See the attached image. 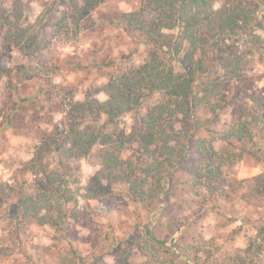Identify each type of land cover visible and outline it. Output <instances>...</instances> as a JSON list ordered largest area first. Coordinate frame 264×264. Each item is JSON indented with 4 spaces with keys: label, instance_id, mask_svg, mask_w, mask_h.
<instances>
[{
    "label": "rangeland",
    "instance_id": "obj_1",
    "mask_svg": "<svg viewBox=\"0 0 264 264\" xmlns=\"http://www.w3.org/2000/svg\"><path fill=\"white\" fill-rule=\"evenodd\" d=\"M243 2L251 26L194 87L200 93L199 84L208 82L211 108H224L216 116L195 111L184 123L167 118L191 139L182 137L161 167L159 195L147 192L137 201L127 185L95 184L102 145L74 158L64 140L71 106L104 101L108 80L147 57L149 46L136 31L123 30L122 15L134 12L148 23L156 14L143 0H104L81 17L67 0H0V264H264V3L254 9L256 0ZM171 33L177 42V30ZM170 57L180 72V56ZM161 99L144 96L114 124L103 115L97 121L113 139H128L119 154L135 171L151 162L135 142L139 120ZM237 121L246 125L242 139H223ZM202 140L214 145L212 158L196 154ZM205 166L219 167V177H199ZM50 172L54 187L73 198L62 212L79 209L88 221L58 213L61 192L39 195L36 180ZM23 196L52 224L25 216L18 206Z\"/></svg>",
    "mask_w": 264,
    "mask_h": 264
},
{
    "label": "trees",
    "instance_id": "obj_2",
    "mask_svg": "<svg viewBox=\"0 0 264 264\" xmlns=\"http://www.w3.org/2000/svg\"><path fill=\"white\" fill-rule=\"evenodd\" d=\"M83 7L77 6L79 0H67L74 5L77 17L82 12L87 13L89 7L102 3L104 0H80ZM145 7L156 14L150 22L142 21L137 13H125L121 18L123 30L130 34L136 31L149 46L147 57L143 63L130 73L120 75L116 79H109L104 87L106 99L86 100L75 102L68 111L70 119L69 130L66 133L65 142H70L68 155L74 158L85 157L95 144L102 145L105 149L102 153L101 170L96 178V185L105 181L106 185L124 184L134 195V200L141 201L145 193H154L152 198L159 195L161 180L165 170H161L164 162L170 164L176 153V148L181 144L182 137L191 139L190 135H180L175 131L174 124L167 120L178 116L182 122L193 117L195 111L199 114L216 116L223 105H215L211 108L210 97L214 90L208 82H201L200 93H194L195 82L209 72L220 56L230 47L229 42H237L240 35L247 31L252 24L248 3L243 0H224L217 8L216 0H143ZM264 0H256L255 8ZM67 4V3H66ZM82 10V11H81ZM80 19V18H78ZM141 20V21H140ZM260 28H263L259 25ZM177 30L175 39L171 33ZM170 54L172 59L179 58L180 72H175L171 62L166 58ZM171 57L169 59H171ZM234 61L230 65L233 64ZM238 62L232 65L236 69ZM251 88V85H248ZM154 93L162 95L161 101L154 104L143 115L139 122L141 133L135 142L142 156L150 158L142 169L135 171L129 162L120 157L121 148L126 140L113 139L111 133L103 131V127L97 125V121L103 115L106 122L114 124L122 115L136 111L144 96ZM200 94V96H199ZM206 101V102H204ZM209 105L203 109V105ZM202 108V109H201ZM84 119L92 121V125L81 126ZM234 122V121H232ZM239 121L222 135L223 139H242V129ZM204 140L198 141L195 150L200 158H207L204 153H209L210 158L214 154V145H204ZM211 166V162H208ZM161 170V171H160ZM220 168L205 166L203 173L198 176L204 180H216L220 175ZM44 171V170H43ZM50 172L39 180H36V191L43 196L46 193L61 192L62 203L59 204L58 213L62 212L64 201L72 202V197H66L59 185L54 187L55 181ZM142 176L143 180H140ZM93 196V194H92ZM96 196V195H95ZM18 206L23 209L25 216H29L40 224L49 223L44 214H39L32 197L23 196L18 199ZM66 217L88 221L84 213L76 208L69 211Z\"/></svg>",
    "mask_w": 264,
    "mask_h": 264
}]
</instances>
